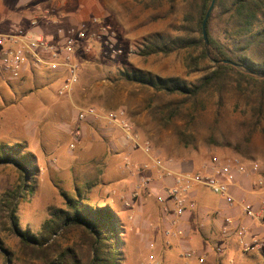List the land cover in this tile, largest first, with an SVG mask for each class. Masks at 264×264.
I'll use <instances>...</instances> for the list:
<instances>
[{
  "label": "rangeland",
  "instance_id": "1",
  "mask_svg": "<svg viewBox=\"0 0 264 264\" xmlns=\"http://www.w3.org/2000/svg\"><path fill=\"white\" fill-rule=\"evenodd\" d=\"M40 1L48 3L51 10L57 0L30 3L34 7ZM76 1L84 10L85 20L74 25L73 30L69 25H61L63 34L74 38L73 60L79 66L78 80L71 94L57 93L66 76L61 70L30 69L18 79L7 82L0 79V142H21L23 150L33 154L34 169H37L36 177L26 188L30 191L24 190L15 205L17 227L37 233L49 217L50 207H62L64 194L75 196L80 192L90 204H107L116 213L121 228L119 264H264V245L252 254L243 255L238 251L233 256L218 254L219 259L214 252L204 253L203 263L197 258L187 259L179 251L161 252L150 242L152 218L155 217L161 229L165 226L150 187L138 190L139 194L127 193V186L118 189L114 169L108 171L103 181L89 174L85 176L90 166H100L96 160L88 158L97 148L88 143L90 135L97 143L104 130L120 131L124 136L116 122L106 118L123 111V118L135 132V142L127 141L138 153L148 154L152 160L160 162L190 159L200 163L215 155L230 162L238 159L249 169L256 165V170L249 171L248 175L252 174L260 186L259 193L264 196V117L257 128L251 124L257 89L237 80L239 84L228 83L222 100L213 91L197 98L194 107L183 95L128 79L132 74L130 70L136 69L154 77H173L193 83L211 69V61L201 56L199 48L147 56H140L137 50L139 42L151 33L174 38L198 37L193 18V4L197 0L66 2L73 5ZM80 30L86 37H77ZM51 33L52 30L47 35ZM88 107L94 108L99 118L79 121L78 108ZM82 125H87L89 131L85 138L80 136L79 126ZM67 129L73 133L69 134ZM77 129L80 137L74 135ZM146 146L150 147L148 152L144 150ZM74 167L77 172L73 171ZM146 167L140 164V171L132 168V172L143 176ZM124 179L134 181L135 177L127 175ZM19 183L15 167L1 164L0 196ZM209 195L216 201L218 196ZM261 206L264 208V201L259 204V210ZM261 216L264 218V211L260 215L258 212V217ZM0 219V264H41L40 258L20 246L19 239L8 227V217L1 214ZM80 237V230L72 227L57 239L60 247H66L79 242ZM54 239L55 235L49 242ZM233 239L237 244L238 237ZM263 239L257 237L258 241Z\"/></svg>",
  "mask_w": 264,
  "mask_h": 264
},
{
  "label": "trees",
  "instance_id": "2",
  "mask_svg": "<svg viewBox=\"0 0 264 264\" xmlns=\"http://www.w3.org/2000/svg\"><path fill=\"white\" fill-rule=\"evenodd\" d=\"M152 1L159 3L162 0ZM210 3L211 0H197L193 4L194 29L198 37L174 38L151 33L137 46L140 56L199 48L201 56L211 61L210 70L193 83L173 77H154L136 69L130 70L132 74L129 73L131 77L128 79L183 95L192 101L194 107L197 98L213 91L222 100L228 83L243 81L257 89L256 103L252 107L254 120L251 122L255 129L264 117V0H215L205 26L209 41L205 46L201 23ZM225 60L238 66L229 65ZM23 149L21 142H0V165H13L20 176V183L0 196V217L1 214L8 217V227L19 239L20 246L40 258L41 264H119L121 228L116 213L107 204H90L80 192L75 196L64 194L62 207H50L49 217L37 233L17 227L15 205L24 190L30 191L26 189L28 182L36 177L37 172L33 154ZM72 227L80 230V241L60 247L57 237ZM53 235L55 239L49 242Z\"/></svg>",
  "mask_w": 264,
  "mask_h": 264
},
{
  "label": "crops",
  "instance_id": "3",
  "mask_svg": "<svg viewBox=\"0 0 264 264\" xmlns=\"http://www.w3.org/2000/svg\"><path fill=\"white\" fill-rule=\"evenodd\" d=\"M31 1L34 0H0V32L7 33L14 28H21L25 32H33L38 35H44V37L50 36L51 38H57V35H59L58 32L62 31L61 25H69L70 29L73 30L75 29L74 25L76 26L82 23L86 18L81 4L77 1L73 2V5H68L67 0H57L55 1V7L51 10L48 3H41L42 1H40L35 3L36 5L33 7L30 3ZM36 9L39 10L35 11ZM50 30H52V33L48 36L47 34H49ZM79 128L82 130L80 136L85 138L89 132L87 125L79 126ZM67 130L69 134L73 133L72 131L70 132V129ZM100 137V143H97L95 138L90 135V141L88 142L93 147L94 145L97 146L94 154H88V158L89 160H96L100 166H90L85 176L89 174L99 181L102 178L103 181L108 171L114 169L117 173L116 175L114 174V177L119 180L115 182V185L118 189L127 186V193L130 194L133 192L139 194L138 190L146 189L147 187H150L153 195L160 193L164 188L173 185L177 174L198 172L202 169V163L204 162L198 163L190 159L179 161L170 159L163 161V166L159 167L154 164L150 155L143 152L138 153L134 149V146L131 143L129 144L124 136L121 135L120 131L116 132V130L113 131L111 129L104 130ZM137 158L141 159V162H138ZM143 163L147 166L142 171L143 176L150 179L147 187H143L140 182L143 176H139L138 173L135 176L132 172L134 171L132 168L137 169ZM137 170L140 171L139 168ZM73 171L77 172L78 170L74 167ZM127 175L129 177L134 176V181H126L124 177ZM137 176H139L138 179H136ZM231 191L236 203L244 200V202H249L252 205L255 210V216H247L242 208L237 206L238 204H235L232 208L226 207L223 199L211 193L207 186L194 184L191 191V200L196 204L195 209L187 210L178 223V226L170 229V234L164 233L167 220L162 216L161 212L160 219L165 224L162 229L159 222L154 219L155 217L152 218V227L149 230L152 237L150 239L152 241L150 242H153V247L161 252L166 250L173 252L179 251V254H181L183 248L190 247L196 252L205 253L206 255L214 252L218 259V256H220L218 254L227 253L233 256L238 251L244 255L255 253L259 248L263 249L261 246L254 248L253 251L243 252V247L239 239L237 240V244H235V239L233 238L236 236L231 229L238 223L244 224L247 227L245 241L249 243L255 240L257 241V237H264L262 232L264 230V218L262 216L258 217V212L260 215L261 211H264L263 206L259 210V204L262 205L264 201V196L259 193L260 186L253 180L252 174L245 175V173H241L237 175ZM210 193L218 196L215 199L216 201L210 197ZM259 196L261 198L260 203ZM228 216L233 218L231 224L225 222V218ZM178 230L181 231V234L177 233ZM161 246L165 249H162ZM217 246H222L223 251L221 253L215 251Z\"/></svg>",
  "mask_w": 264,
  "mask_h": 264
},
{
  "label": "built area",
  "instance_id": "4",
  "mask_svg": "<svg viewBox=\"0 0 264 264\" xmlns=\"http://www.w3.org/2000/svg\"><path fill=\"white\" fill-rule=\"evenodd\" d=\"M57 38H47L44 35H38L33 32H25L24 29L14 28L9 32H0V79L11 81L18 79L30 69H48L61 70L66 72V76L57 89L58 95L69 96L73 86L77 83L79 76V66L74 62V41L70 35H64L62 31L58 32ZM79 38L86 37L81 30L78 31ZM77 118L83 121L88 117L99 118L98 112L92 108H83L77 111ZM124 112L110 114L106 118L116 122L122 130L126 140L135 142L134 129L128 120L123 118ZM78 129L74 135H78ZM71 147L73 144L70 145ZM146 152L150 150L149 146L144 148ZM156 166H163L162 162L153 160ZM256 170V165L247 167L244 162L234 159L232 162L220 159L213 155L202 163V169L198 172L179 173L175 177L172 186H168L160 193L155 194V199L160 205V212L167 220L164 230L165 234H170L172 227H177L184 213L195 209V202L191 200V191L194 184L207 186L211 193L220 196L226 204V207L232 208L235 204L240 206L244 213L249 216H255V210L249 202L244 200L236 203L231 194V187L236 181L238 174ZM143 186L147 187L150 183L148 177L143 176L140 179ZM129 204V203H128ZM225 222L231 224L233 218L228 216ZM233 234L238 237L242 244L243 252L252 251L264 245L263 241H254L252 243L245 241L247 227L244 224L234 225ZM181 234V231H177ZM264 233V230H263ZM215 251L221 253L222 246H217ZM183 257L197 258L200 263L204 262V253H198L190 247H185L181 251Z\"/></svg>",
  "mask_w": 264,
  "mask_h": 264
},
{
  "label": "water",
  "instance_id": "5",
  "mask_svg": "<svg viewBox=\"0 0 264 264\" xmlns=\"http://www.w3.org/2000/svg\"><path fill=\"white\" fill-rule=\"evenodd\" d=\"M213 5H215V0H211V3H210V5H208V8L206 10V13H205L203 22L201 23V32H202L203 39L205 41L204 42L205 46H207V44H208L207 42H209L208 41V37H207V33H206L205 26H206V23L208 21V17L210 15V12H211V10L213 8ZM224 62L225 63H229V65H233V66H236V67L238 66L237 64H234V63L230 62L229 60H225Z\"/></svg>",
  "mask_w": 264,
  "mask_h": 264
}]
</instances>
